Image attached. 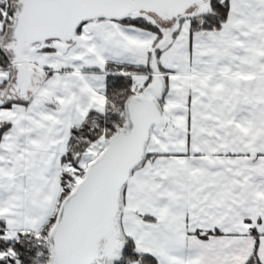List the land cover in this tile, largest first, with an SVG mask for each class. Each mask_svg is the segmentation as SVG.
I'll return each mask as SVG.
<instances>
[{
    "label": "snow or ice",
    "instance_id": "snow-or-ice-1",
    "mask_svg": "<svg viewBox=\"0 0 264 264\" xmlns=\"http://www.w3.org/2000/svg\"><path fill=\"white\" fill-rule=\"evenodd\" d=\"M0 264H264V0H0Z\"/></svg>",
    "mask_w": 264,
    "mask_h": 264
}]
</instances>
